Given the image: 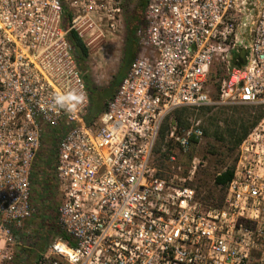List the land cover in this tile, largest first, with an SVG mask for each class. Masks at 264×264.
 Returning a JSON list of instances; mask_svg holds the SVG:
<instances>
[{"label": "built area", "instance_id": "built-area-1", "mask_svg": "<svg viewBox=\"0 0 264 264\" xmlns=\"http://www.w3.org/2000/svg\"><path fill=\"white\" fill-rule=\"evenodd\" d=\"M125 10L126 0H0V264L13 259V230L34 214L32 168L46 129L60 136L58 216L69 237H55L37 264H264V115L239 145L220 206L155 165L177 109L264 113V0H148L138 53L88 123L90 94L69 34L89 54L104 49ZM240 52L244 64L234 62ZM217 61L226 76L213 100ZM203 136L197 120L168 134L181 155Z\"/></svg>", "mask_w": 264, "mask_h": 264}, {"label": "rangeland", "instance_id": "rangeland-1", "mask_svg": "<svg viewBox=\"0 0 264 264\" xmlns=\"http://www.w3.org/2000/svg\"><path fill=\"white\" fill-rule=\"evenodd\" d=\"M138 5L139 0H126L124 27L121 29L120 36L117 39L104 46V49H96L92 54L88 55L84 62H80L77 58L84 76L86 74L102 91L113 90V86L111 85L114 81L118 80L117 78L123 70L126 39L129 33L127 22L128 18L137 10ZM143 15L144 11H142ZM142 24L143 20L140 21L139 27ZM129 68L130 65L124 70L125 73L124 71L122 72L124 76ZM225 76L226 68L223 61H217L213 66L209 81L210 95L213 100L218 98V84ZM117 87H115L113 93H115ZM247 113L256 114L252 109H248L242 105L215 106L212 109L206 110H201L200 108L198 111L190 109L186 116L187 121L189 123L191 120L200 121V125L204 130V136L193 144L189 153L181 155L178 154L176 146L169 140L167 135L162 150L156 151L155 155V165L159 168L161 176L169 182L175 184L185 183L195 188L197 197L201 202L206 205L218 206L224 190L221 186L216 185L215 178L226 168L234 166L239 147L234 148L230 142H227L228 137L226 136L225 139L216 136V124L218 123L224 128L226 119L232 114L242 116ZM176 122L175 116H170L168 120L169 132L172 124ZM205 129H208V133H205ZM59 137V135L56 136L51 130L46 129L40 152L32 168L31 202L35 211L30 219L26 220L22 226L16 228L20 232L21 238H16L13 235L12 251L14 254L13 259L8 264H37L39 255L49 246L55 237L59 236L53 232L47 235L42 230L44 219L61 226L58 209L63 201V194L58 186L55 168ZM168 144L171 145L172 152L177 153V160L175 162L165 161L163 164L161 154L168 150ZM52 158H54V165L49 171L50 193L44 198L42 196L43 172L47 168L46 161ZM195 159L200 164L196 170H193L192 166ZM183 179H186V181L184 182ZM43 243L47 244L44 250L41 249Z\"/></svg>", "mask_w": 264, "mask_h": 264}, {"label": "trees", "instance_id": "trees-1", "mask_svg": "<svg viewBox=\"0 0 264 264\" xmlns=\"http://www.w3.org/2000/svg\"><path fill=\"white\" fill-rule=\"evenodd\" d=\"M148 0H139V5L136 11H134V14L128 18L127 26L129 29V33L126 39V50H125V56H124V65L123 70L120 73V76L117 78L118 80L113 82L111 86H113V90L115 87H117L118 84H120L121 79L124 77V74L122 73L126 68L131 65L133 60L135 59L137 53H138V42L136 39V31L139 27V23L141 20L144 19V15L142 16V11H144ZM70 15V14H69ZM141 17H143L141 19ZM69 41L72 44L77 58L80 60V62H84L85 59L88 57L89 52L86 46L84 45L82 39L76 34V32L72 31L69 34ZM235 63L244 64L246 63V52H240L235 55L234 58ZM125 73V71H124ZM87 88L90 94L91 99V105L89 108L88 113L85 116V119L88 123H92L98 115L104 111L107 105V101L105 100L108 98L110 99L115 93L111 90H100L91 80L90 78L85 74L84 76ZM221 82L218 84V92L220 89ZM119 86V85H118ZM118 88V87H117ZM117 90V89H116ZM116 92V91H115ZM244 107H247L248 109H251V107L242 105ZM215 106L212 105H206L201 107V110L206 109H212ZM190 111V108L188 107H182L180 109H177L174 111V113L171 116H175V119L177 120L179 126L181 127H189L190 123L187 121L186 116L188 112ZM264 113L262 111L256 112V114H249L242 116H235V114H232L229 118L225 121V127L223 128L218 123L216 124V130L215 134L218 137L224 138L225 136L228 137L227 142H230L234 148H238L243 139L249 134V132L257 125L259 120L263 117ZM170 116L166 119L164 122L159 139L156 146V151H161L162 147L165 143L166 136L169 132V120ZM205 133H208V129H205ZM169 145V148L167 151L163 152L161 154V159L163 164L165 161H169L170 154L172 153V147ZM47 168L43 172V178H42V189H43V197L45 198L46 195L50 193V168L54 165V158L49 159L46 161ZM56 168V166H55ZM159 175H161L159 173ZM234 176V166L226 168L223 172H220L219 175L215 178V183L217 186H221L224 190V193L220 199V205H222L224 197H225V191L226 187L228 186L229 182L232 180ZM42 230L49 235L50 233H56L58 235H61L65 238H68V234L61 228V226L57 223H53L50 220H43L42 223ZM13 235L16 238L20 237V232L16 229L13 230ZM46 243H43L41 245V249H45Z\"/></svg>", "mask_w": 264, "mask_h": 264}]
</instances>
